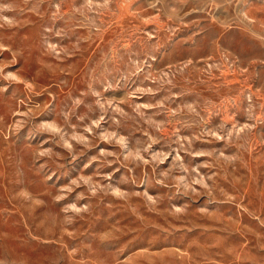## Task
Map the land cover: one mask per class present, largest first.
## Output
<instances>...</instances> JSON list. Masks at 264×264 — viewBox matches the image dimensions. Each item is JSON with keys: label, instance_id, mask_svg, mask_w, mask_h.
<instances>
[{"label": "rangeland", "instance_id": "1", "mask_svg": "<svg viewBox=\"0 0 264 264\" xmlns=\"http://www.w3.org/2000/svg\"><path fill=\"white\" fill-rule=\"evenodd\" d=\"M0 264H264V0H0Z\"/></svg>", "mask_w": 264, "mask_h": 264}, {"label": "bare ground", "instance_id": "2", "mask_svg": "<svg viewBox=\"0 0 264 264\" xmlns=\"http://www.w3.org/2000/svg\"><path fill=\"white\" fill-rule=\"evenodd\" d=\"M247 14V13H246Z\"/></svg>", "mask_w": 264, "mask_h": 264}]
</instances>
